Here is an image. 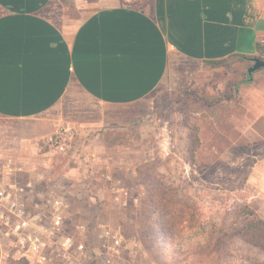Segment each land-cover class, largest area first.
Returning a JSON list of instances; mask_svg holds the SVG:
<instances>
[{
  "label": "rangeland",
  "instance_id": "obj_1",
  "mask_svg": "<svg viewBox=\"0 0 264 264\" xmlns=\"http://www.w3.org/2000/svg\"><path fill=\"white\" fill-rule=\"evenodd\" d=\"M252 65L193 63L154 93L139 122L109 127L104 138L68 128L66 153L45 139L25 146L26 133L0 121V179L12 159L17 182L32 184L30 209L46 212L47 199L63 198L66 232L91 253L101 248L100 225L120 230L126 242L114 263L264 264V70L250 82ZM118 188L132 196L126 207ZM0 238L4 264H26Z\"/></svg>",
  "mask_w": 264,
  "mask_h": 264
},
{
  "label": "crops",
  "instance_id": "obj_2",
  "mask_svg": "<svg viewBox=\"0 0 264 264\" xmlns=\"http://www.w3.org/2000/svg\"><path fill=\"white\" fill-rule=\"evenodd\" d=\"M258 43L264 0H0V121L28 147L68 128L101 136L193 63L251 61Z\"/></svg>",
  "mask_w": 264,
  "mask_h": 264
},
{
  "label": "built area",
  "instance_id": "obj_3",
  "mask_svg": "<svg viewBox=\"0 0 264 264\" xmlns=\"http://www.w3.org/2000/svg\"><path fill=\"white\" fill-rule=\"evenodd\" d=\"M72 137L69 130L62 129L47 143L59 153H66ZM20 171L8 163L0 179V232L5 240L12 243L20 260L26 264H122L118 260L114 263V259H121L126 242L120 230L100 225L101 248L98 252L87 251L82 243L66 232L65 213L69 205L63 198L47 199L46 212L40 211L38 205L35 206L37 209H30L24 198L32 192V184L24 187L17 182ZM107 179L111 180V177ZM113 194L115 201L123 207L128 206L132 199L124 188L114 190ZM133 202L137 203L138 199L133 198ZM88 231L84 224L77 226L80 236H86ZM3 241L0 238V264L10 257Z\"/></svg>",
  "mask_w": 264,
  "mask_h": 264
},
{
  "label": "trees",
  "instance_id": "obj_4",
  "mask_svg": "<svg viewBox=\"0 0 264 264\" xmlns=\"http://www.w3.org/2000/svg\"><path fill=\"white\" fill-rule=\"evenodd\" d=\"M257 51H258L259 57L264 58V44L263 43L257 44ZM247 59H249L247 56L235 54L233 56H230L228 58L221 59V60L204 61L203 64L205 66L212 68V69H217V68L223 67L224 65H226L227 63H229L232 60H238V61L245 62V61H247ZM197 139L198 138H196V141H197ZM189 221H190V224H196L197 223V219L195 216L190 217Z\"/></svg>",
  "mask_w": 264,
  "mask_h": 264
},
{
  "label": "water",
  "instance_id": "obj_5",
  "mask_svg": "<svg viewBox=\"0 0 264 264\" xmlns=\"http://www.w3.org/2000/svg\"><path fill=\"white\" fill-rule=\"evenodd\" d=\"M251 61L253 62V65L247 70L248 81L250 82L253 81V74L255 72L264 70V58L257 56L253 57Z\"/></svg>",
  "mask_w": 264,
  "mask_h": 264
}]
</instances>
